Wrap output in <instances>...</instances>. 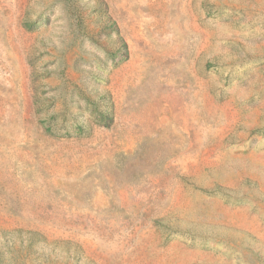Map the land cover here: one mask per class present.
I'll list each match as a JSON object with an SVG mask.
<instances>
[{"label": "rangeland", "instance_id": "374dc122", "mask_svg": "<svg viewBox=\"0 0 264 264\" xmlns=\"http://www.w3.org/2000/svg\"><path fill=\"white\" fill-rule=\"evenodd\" d=\"M0 264H264V0H0Z\"/></svg>", "mask_w": 264, "mask_h": 264}, {"label": "trees", "instance_id": "16d2710c", "mask_svg": "<svg viewBox=\"0 0 264 264\" xmlns=\"http://www.w3.org/2000/svg\"><path fill=\"white\" fill-rule=\"evenodd\" d=\"M104 116H106V117L108 118L109 113L105 112V113H104ZM81 127H82V126H81L80 124H78L77 128L80 129Z\"/></svg>", "mask_w": 264, "mask_h": 264}]
</instances>
